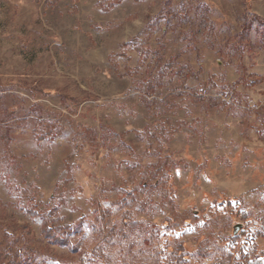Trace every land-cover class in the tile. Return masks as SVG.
<instances>
[{"label": "rangeland", "instance_id": "rangeland-1", "mask_svg": "<svg viewBox=\"0 0 264 264\" xmlns=\"http://www.w3.org/2000/svg\"><path fill=\"white\" fill-rule=\"evenodd\" d=\"M257 127L264 0H0V264H19L27 245L30 264H171L180 245L189 254L207 245L198 264L264 253ZM166 159L169 182L156 187L147 175ZM131 192L153 210L113 204ZM61 200L63 223L95 221L96 206L113 204L116 230L129 212L157 235L129 229L104 254L106 233L89 229L78 252L50 244L28 209Z\"/></svg>", "mask_w": 264, "mask_h": 264}, {"label": "trees", "instance_id": "trees-1", "mask_svg": "<svg viewBox=\"0 0 264 264\" xmlns=\"http://www.w3.org/2000/svg\"><path fill=\"white\" fill-rule=\"evenodd\" d=\"M229 44V43H228ZM260 44V38H258L255 42L254 45H259ZM254 45H250L249 43H246L245 47L248 50H253L255 47ZM226 46V45H225ZM188 66H180L179 69L175 71H164L162 70L155 79H151L147 81V87L153 90V87L155 85V80H160L163 77V74L168 73L170 78H173L174 74L180 73L182 69H186ZM188 78H190L189 74H186L185 77H183L182 80L178 81L176 84V88L183 87L185 86ZM239 82H236V85ZM233 89V88H232ZM234 92V91H233ZM194 94H191V97L195 100H198L197 97L193 96ZM178 97V94L170 93L169 94V101L171 102V105L173 107L176 106L174 100ZM220 104L223 105V107H230V105L227 103L226 100H222ZM182 122H179L181 124ZM179 128V127H178ZM177 127L168 130L167 133L173 134L178 130ZM53 129L52 127H49L47 134L52 135ZM174 131V132H173ZM173 132V133H171ZM257 132L259 135H264V128L262 129L261 127H257ZM45 136H39V139H43ZM6 146V151L9 152L11 155L12 153L9 150V142L8 139H6L5 142ZM168 164L167 159L165 161H162L161 163L156 165H151L150 170L151 172L148 173L147 178H154L155 183L154 185L161 186L160 184L162 183H168L169 182V177H170V172L168 169ZM69 167V166H68ZM167 168L168 171L167 173H162L163 169ZM70 172V170H68ZM3 177L0 175V179ZM147 182L142 183V188L144 189L147 184ZM22 193H27V190H21ZM128 197H122L119 201L113 204H117L119 206L125 205V206H135L139 205L141 210H153L154 206L152 204L151 200H142L139 201V198L135 193H128ZM130 196V197H129ZM65 200H61L59 202V205L51 208H47L45 210H39V208L31 206L28 209V212L31 217H36V216H41L43 221H44V227H43V237L47 240L48 243L53 244V245H58V246H66L68 247L72 252H78L81 248L83 238L87 237L88 229L91 233L95 232H100L106 233L105 239L99 243L97 246V251L100 254H104L106 250V243H112L116 239H126L128 237V230L129 229H134L137 227H142L143 229L146 228L147 232L149 235L147 237L149 238H155L156 237V229L158 228L157 225L151 224L147 225L143 222H136L133 221L130 217L129 212H125V217H123V222H122V227L119 228V230H116L117 227H115V224L110 225L109 224V219L108 217L112 214L113 212V204L109 205L107 207L103 206H96V220H90L86 216H82L79 219H77L74 223H63V218L59 217L60 214V208L63 204H65ZM57 215V218L59 219L60 222H62L61 225H52L49 224V219L50 216ZM258 234L264 238V219L262 221V225L260 227V230ZM75 237L76 241L75 243L72 241V238ZM26 255L21 259V262L19 264H30L31 261L34 259L35 255V250L32 248L31 245H27L26 248ZM211 253V251H208L207 245L200 247L199 250L193 252V253H187L185 251L184 246L180 245L177 250L174 253V256L172 257V262L171 264H189L190 260H193L194 264H198L203 258L208 256ZM84 264H101L99 261H97L94 257H89L88 259L85 260ZM169 264V261L168 263ZM214 264H225L224 261H218L215 262ZM232 264V263H231ZM233 264H264V253L255 255L254 257H249L247 253L241 252L240 258L236 259Z\"/></svg>", "mask_w": 264, "mask_h": 264}, {"label": "water", "instance_id": "water-1", "mask_svg": "<svg viewBox=\"0 0 264 264\" xmlns=\"http://www.w3.org/2000/svg\"><path fill=\"white\" fill-rule=\"evenodd\" d=\"M240 228H241V225H236L234 228V233L236 234Z\"/></svg>", "mask_w": 264, "mask_h": 264}]
</instances>
